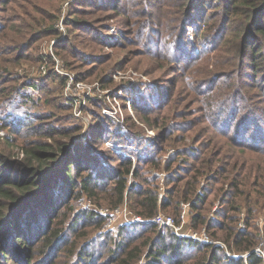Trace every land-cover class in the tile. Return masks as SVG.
Segmentation results:
<instances>
[{
  "label": "rangeland",
  "instance_id": "374dc122",
  "mask_svg": "<svg viewBox=\"0 0 264 264\" xmlns=\"http://www.w3.org/2000/svg\"><path fill=\"white\" fill-rule=\"evenodd\" d=\"M4 1L8 3L0 2V27L16 26L5 54L10 62L0 79V153L12 161L10 176H22L23 167L30 166L25 148L41 150L45 145L49 148L43 149L57 157L41 163L35 159L33 166L66 165L61 146H69L67 155L87 151L94 159L90 169L113 172L112 177L117 173L111 171L113 166L124 171L131 160L128 185L136 181L157 191L180 210L179 223L168 226L176 235L188 237L206 229L208 243L221 245L227 255L239 259L247 252L223 241L228 230H209L211 221L228 213L233 217L227 221L231 229L257 235L254 250L264 257V72L240 63L237 49L251 34L222 9V1ZM260 42L264 44L263 39ZM75 81L92 85L93 95L83 97L87 92ZM13 117L31 121L12 132ZM53 126L58 131L51 135ZM92 137L99 139L102 153L93 149ZM208 148L212 161L233 168L224 172V183L217 181L221 175L203 177L197 194L183 199L177 191L186 176L181 169L202 171L200 150ZM188 149L194 150L193 155L186 154ZM79 193L70 200L72 209L66 219L58 220V227L77 213H99L95 216L101 220L81 224L77 236L81 246L97 239L96 248L85 255L97 256L96 264H124L109 262L101 254L115 245L128 218L133 223H156L159 212L173 216L159 206L154 218H146L134 209L128 193L116 205L111 186L91 196ZM200 196H206L207 222L195 230L191 224L195 211L186 201ZM5 200L11 199L0 196V214L9 211ZM120 207L126 212L119 214ZM137 217L141 221H135ZM163 227H158L159 233ZM139 236L132 249L140 247L144 255L136 264H145L150 244ZM196 253L188 252L179 264H200ZM61 255L55 264L86 261ZM3 262L12 264L0 259Z\"/></svg>",
  "mask_w": 264,
  "mask_h": 264
},
{
  "label": "trees",
  "instance_id": "16d2710c",
  "mask_svg": "<svg viewBox=\"0 0 264 264\" xmlns=\"http://www.w3.org/2000/svg\"><path fill=\"white\" fill-rule=\"evenodd\" d=\"M220 1L223 2L222 9L237 18L235 23L237 22L251 34L245 38L243 46L237 49V53L241 57L240 63L247 68H251L252 71L264 72V44L260 42V39L264 40V0ZM0 2L8 3L4 0H0ZM15 29L16 26L14 25L0 27V79H3L4 72L7 70L6 64L10 62L5 54L8 52L9 39L14 38L12 33ZM61 46L62 51H64L65 45ZM246 48L249 49L246 51ZM244 55L247 56V60L242 58ZM59 77L62 78L60 75ZM29 121H31V117H13L9 121V126H11L13 132L28 126ZM59 130H66V128H60ZM57 131L58 128L53 126L49 129V134L52 135ZM99 135L101 133H96L95 136ZM90 140L94 142L93 149L97 147L94 150L102 153L98 147L99 139L92 137ZM103 141L102 139L101 142ZM48 146L45 145L43 148H49ZM43 148L42 151L37 147L32 150L25 148L31 158L30 166L27 164L23 167L22 176L19 173L10 176L8 166L12 161H8L4 153H0V196L11 199L5 200L9 204V211L0 214V259L6 260V263L55 264L59 262V258L62 257L61 254L67 253L73 259L81 257L82 260H86L85 264H96L97 256L93 255L90 259L86 258L85 255H89L88 250L96 248L94 243L97 242V239L92 241L93 244L89 243L93 246L89 244L81 246L77 241L81 224L101 220V216H95L96 211H84L80 215L77 213V216L67 222L64 227H58V220L66 219L72 209L70 200L79 192V196L83 192L91 196L97 190L103 189L106 191L111 186L112 192L117 194L114 204L118 205L123 202L128 193L129 199H133L134 209L146 218H153L160 206L164 211L172 214L175 221L179 223L180 210L174 209L171 200L162 199L157 191L137 185L136 181L132 182L130 186L128 185V174H130V167L128 166L131 165V160H129L124 171H117V167L113 166L111 171L117 173L112 177L113 172L90 169L93 167L94 159L90 155L87 156V151L84 153V151L78 150V152H74V155H67L69 146L60 147V155H66L64 158L67 161L66 165L63 164L57 167L54 163L49 162V165L40 164L41 161L57 157L56 154L45 151ZM193 151V149H188L185 152L191 156ZM200 152V160L203 165L202 171L197 172L194 167L181 169L182 174L186 176L179 183L182 189L177 186V191L181 192L182 196L184 195L183 199H190V195L197 194L198 185L203 177L217 178L221 175L217 181L224 183V172L231 171L233 168L232 166H221V163L212 161L211 154L213 151L209 148L202 149ZM35 159L40 160V165H32V161ZM103 164L107 165V161L105 160ZM133 175L135 174L133 173ZM236 184V181H232V185ZM12 188L15 189L12 190ZM75 190L77 193H75ZM205 200L206 196H200L197 200L186 201L191 202L195 211L191 219V224L195 230H198L200 225L207 222V217L203 214ZM98 214L96 212V215ZM223 216L227 219H217V222L211 221L209 230L214 227H217L218 232L226 233L228 230L223 241L227 242L229 246L233 242L240 251L247 252L245 256L239 259L227 255L221 245L202 243L193 240V238L176 235L168 226H164L159 233L157 224L149 221L124 224L120 234L115 238V245H108L107 251L102 252L101 258L105 257L109 262L138 263V260L144 254L140 247L132 249V244L135 237L140 235L139 237L146 239L145 244H150L145 264H179L184 256H188V252L196 250L195 257L200 264H264V257L257 250H254L258 243L257 235L250 234L247 229L244 231L231 229L227 221H232L233 217L228 213H224ZM153 234L156 236L152 240ZM212 234L217 235L218 233L214 231ZM124 253H127V255L123 256ZM3 264L5 263L3 262Z\"/></svg>",
  "mask_w": 264,
  "mask_h": 264
},
{
  "label": "built area",
  "instance_id": "2783aa9c",
  "mask_svg": "<svg viewBox=\"0 0 264 264\" xmlns=\"http://www.w3.org/2000/svg\"><path fill=\"white\" fill-rule=\"evenodd\" d=\"M75 82L77 83V87L79 90H82V89L86 90L87 93L83 97L93 95L94 91H93L92 85H89V83H86L84 81H75ZM66 83H68V80ZM78 117H80V116H78ZM126 210H127L126 207H120L117 212L120 214V213L126 212ZM140 217H137L135 221H141ZM154 221L158 224L159 228H161L163 226H169V227L174 226V223L176 222L173 216L168 215V217H167V216L163 215L161 212H159L155 216ZM133 222L134 221L131 218H128L126 223H133ZM208 236H209L208 232L206 231V229H204L203 231H201L199 233H191V236H188V237H192L193 239L198 240V241L203 242V243H208L207 242L209 240ZM257 250H259V249H257Z\"/></svg>",
  "mask_w": 264,
  "mask_h": 264
}]
</instances>
